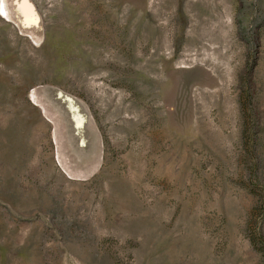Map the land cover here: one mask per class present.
Listing matches in <instances>:
<instances>
[{
	"label": "rangeland",
	"instance_id": "obj_1",
	"mask_svg": "<svg viewBox=\"0 0 264 264\" xmlns=\"http://www.w3.org/2000/svg\"><path fill=\"white\" fill-rule=\"evenodd\" d=\"M3 1L0 264H264V0Z\"/></svg>",
	"mask_w": 264,
	"mask_h": 264
},
{
	"label": "trees",
	"instance_id": "obj_2",
	"mask_svg": "<svg viewBox=\"0 0 264 264\" xmlns=\"http://www.w3.org/2000/svg\"><path fill=\"white\" fill-rule=\"evenodd\" d=\"M258 240L259 241H257V242H259V244H261L260 249H264V237L261 234H259ZM253 243L257 247L258 244L256 243V241H254Z\"/></svg>",
	"mask_w": 264,
	"mask_h": 264
},
{
	"label": "bare ground",
	"instance_id": "obj_3",
	"mask_svg": "<svg viewBox=\"0 0 264 264\" xmlns=\"http://www.w3.org/2000/svg\"><path fill=\"white\" fill-rule=\"evenodd\" d=\"M3 2H7V1L4 0ZM25 9H26V8H25ZM25 9H23V10L25 11ZM3 16H4V15H3Z\"/></svg>",
	"mask_w": 264,
	"mask_h": 264
}]
</instances>
